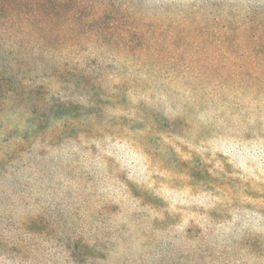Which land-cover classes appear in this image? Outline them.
I'll use <instances>...</instances> for the list:
<instances>
[{"label": "rangeland", "instance_id": "obj_1", "mask_svg": "<svg viewBox=\"0 0 264 264\" xmlns=\"http://www.w3.org/2000/svg\"><path fill=\"white\" fill-rule=\"evenodd\" d=\"M38 1L0 17V264H264V0Z\"/></svg>", "mask_w": 264, "mask_h": 264}, {"label": "trees", "instance_id": "obj_2", "mask_svg": "<svg viewBox=\"0 0 264 264\" xmlns=\"http://www.w3.org/2000/svg\"><path fill=\"white\" fill-rule=\"evenodd\" d=\"M41 5L38 0H9L0 1V17L1 13H7L4 21L7 25L12 27L17 26L16 22L28 23L33 25L38 19L40 14Z\"/></svg>", "mask_w": 264, "mask_h": 264}]
</instances>
